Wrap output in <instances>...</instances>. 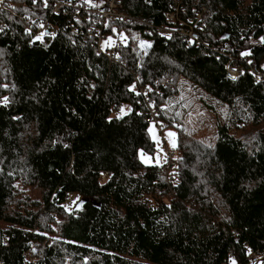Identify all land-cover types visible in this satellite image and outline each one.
Returning a JSON list of instances; mask_svg holds the SVG:
<instances>
[{"label": "trees", "instance_id": "1", "mask_svg": "<svg viewBox=\"0 0 264 264\" xmlns=\"http://www.w3.org/2000/svg\"><path fill=\"white\" fill-rule=\"evenodd\" d=\"M0 3V264H264V0H118L151 26H108L104 54L93 17Z\"/></svg>", "mask_w": 264, "mask_h": 264}, {"label": "built area", "instance_id": "2", "mask_svg": "<svg viewBox=\"0 0 264 264\" xmlns=\"http://www.w3.org/2000/svg\"><path fill=\"white\" fill-rule=\"evenodd\" d=\"M39 2L41 4V6L44 8L48 3H51L53 5V10L52 13L55 16H63L66 17L67 20H69L71 22L72 25V33L73 34H77L78 35V29L75 28V24L79 23V22H84V23H88L89 22V18L93 17L94 20H96V26L93 27V29L90 30L89 34H90V38H94V40H96V47L98 48V52L99 54H104V51H107V41H108V37L105 36L104 34H102V32L104 30L107 29L108 26H112V25H117L120 23H125V24H139V26L142 27H150V24H147L146 22L140 20L139 18L136 17H130L128 15H126L123 12H119L118 8L119 5L118 0H107L106 4H105V9L102 10H97V9H91L88 6H84L81 3H78L76 5H72L70 4L68 1L66 0H35V3ZM3 3H0V8H2ZM175 13H170L168 15H166L167 17V22L168 23H174V22H179L175 28H171L169 30L167 29H163L164 31H169L174 33L175 35L178 34L180 35L182 38L185 39V41L189 44V46L191 47L192 45H196L197 47H199L201 44H198L196 42L195 39V33L196 30L198 28V24L200 21V17L197 18L196 20L193 21V23H191L190 20H188V23H182L181 21H179V17H178V7L175 8ZM44 30V28L42 29ZM53 33L55 32V29L53 27H51L50 29ZM41 31V30H40ZM162 31V30H160ZM43 32V31H42ZM113 53V50H112ZM112 58V55L110 54L109 59ZM235 58H231V60H229L228 65L226 66L225 70H227V76L231 79L234 80L236 78H240V76H243L246 74V72L244 70H238L237 67L235 66H231L234 62ZM244 61L246 62V64L249 65V60L248 59H244ZM239 63V61H238ZM254 82L257 84H262L264 83V71H256L253 68H249L248 69ZM134 92H139V93H144V91L139 90L138 88H134ZM150 117H148L146 119V123H150L152 122V120L158 116L156 110L152 111L150 113ZM171 157V155H170ZM173 157V156H172ZM169 164L170 160H169Z\"/></svg>", "mask_w": 264, "mask_h": 264}, {"label": "rangeland", "instance_id": "3", "mask_svg": "<svg viewBox=\"0 0 264 264\" xmlns=\"http://www.w3.org/2000/svg\"><path fill=\"white\" fill-rule=\"evenodd\" d=\"M85 3L92 5L91 0H83ZM245 57V56H244ZM129 110L128 106H124L121 110V114L124 115ZM149 136L152 142L156 143V150L151 155L139 153L140 161L145 167H150L153 165H158L159 167L165 166L167 163L168 157L170 154H174L176 142V133L173 129H166L161 132V126L156 125L155 122H152L148 126ZM174 133L173 136H168V133ZM173 144L175 145L173 147Z\"/></svg>", "mask_w": 264, "mask_h": 264}, {"label": "snow or ice", "instance_id": "4", "mask_svg": "<svg viewBox=\"0 0 264 264\" xmlns=\"http://www.w3.org/2000/svg\"><path fill=\"white\" fill-rule=\"evenodd\" d=\"M0 2H2V0H0ZM34 2H35V0H34ZM42 35H43V34H42ZM39 38H40V37H37V39H39ZM5 99H6V98H5ZM173 135H174V133H171V132L168 133V136H170V137L173 136ZM174 146H175V145L173 144V147H174Z\"/></svg>", "mask_w": 264, "mask_h": 264}, {"label": "water", "instance_id": "5", "mask_svg": "<svg viewBox=\"0 0 264 264\" xmlns=\"http://www.w3.org/2000/svg\"><path fill=\"white\" fill-rule=\"evenodd\" d=\"M95 208H97L96 204H93ZM98 209V208H97Z\"/></svg>", "mask_w": 264, "mask_h": 264}]
</instances>
